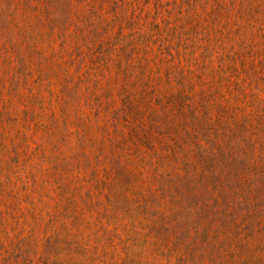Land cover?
Here are the masks:
<instances>
[{
	"label": "rangeland",
	"instance_id": "rangeland-1",
	"mask_svg": "<svg viewBox=\"0 0 264 264\" xmlns=\"http://www.w3.org/2000/svg\"><path fill=\"white\" fill-rule=\"evenodd\" d=\"M0 264H264V0H0Z\"/></svg>",
	"mask_w": 264,
	"mask_h": 264
}]
</instances>
